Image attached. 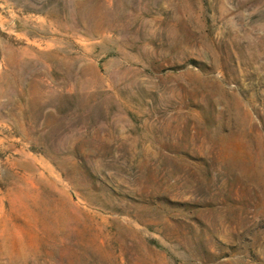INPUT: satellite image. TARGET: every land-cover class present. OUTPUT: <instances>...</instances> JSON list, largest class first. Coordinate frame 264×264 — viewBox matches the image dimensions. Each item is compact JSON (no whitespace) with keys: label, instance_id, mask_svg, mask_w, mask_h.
Listing matches in <instances>:
<instances>
[{"label":"rangeland","instance_id":"374dc122","mask_svg":"<svg viewBox=\"0 0 264 264\" xmlns=\"http://www.w3.org/2000/svg\"><path fill=\"white\" fill-rule=\"evenodd\" d=\"M0 264H264V0H0Z\"/></svg>","mask_w":264,"mask_h":264}]
</instances>
